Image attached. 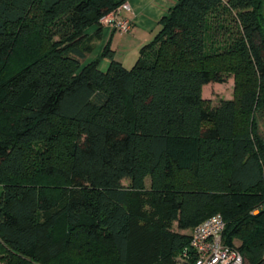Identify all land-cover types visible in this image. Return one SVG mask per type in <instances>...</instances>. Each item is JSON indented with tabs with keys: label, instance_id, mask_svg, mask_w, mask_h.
I'll list each match as a JSON object with an SVG mask.
<instances>
[{
	"label": "trees",
	"instance_id": "1",
	"mask_svg": "<svg viewBox=\"0 0 264 264\" xmlns=\"http://www.w3.org/2000/svg\"><path fill=\"white\" fill-rule=\"evenodd\" d=\"M124 1L0 0V264H193L217 214L264 264V0H178L130 69L85 63Z\"/></svg>",
	"mask_w": 264,
	"mask_h": 264
},
{
	"label": "crops",
	"instance_id": "2",
	"mask_svg": "<svg viewBox=\"0 0 264 264\" xmlns=\"http://www.w3.org/2000/svg\"><path fill=\"white\" fill-rule=\"evenodd\" d=\"M131 11L123 12L119 18L129 19L132 30L129 33H120L110 27H102L99 35L92 27L87 34L93 38L94 50L87 56L85 63L96 59L105 48L113 53V60L127 68L134 64L139 51L149 43L160 28V20L176 4L178 0H127ZM111 64L108 57H102L98 69L106 72ZM191 230H188L189 233Z\"/></svg>",
	"mask_w": 264,
	"mask_h": 264
},
{
	"label": "built area",
	"instance_id": "3",
	"mask_svg": "<svg viewBox=\"0 0 264 264\" xmlns=\"http://www.w3.org/2000/svg\"><path fill=\"white\" fill-rule=\"evenodd\" d=\"M130 11L129 2L126 0L102 17L99 21L100 26L113 28L120 33H129L132 30L131 21L119 16ZM224 230L225 221L219 214L203 220L191 229L189 246L181 252L180 258L184 261L189 260L191 251L193 264H243V257L239 251L224 242Z\"/></svg>",
	"mask_w": 264,
	"mask_h": 264
},
{
	"label": "rangeland",
	"instance_id": "4",
	"mask_svg": "<svg viewBox=\"0 0 264 264\" xmlns=\"http://www.w3.org/2000/svg\"><path fill=\"white\" fill-rule=\"evenodd\" d=\"M133 64L129 65L127 69H130ZM233 92V79L230 77L225 83H210L202 88V97L206 100L209 105L215 106L222 99H230L232 97ZM146 186H149V178L145 180ZM122 184L124 186L128 185L127 180H123ZM0 195H1V187H0ZM145 209L150 211L149 206H145ZM190 235V232L188 233ZM237 245L238 243L235 242ZM183 263V261L181 260Z\"/></svg>",
	"mask_w": 264,
	"mask_h": 264
},
{
	"label": "water",
	"instance_id": "5",
	"mask_svg": "<svg viewBox=\"0 0 264 264\" xmlns=\"http://www.w3.org/2000/svg\"><path fill=\"white\" fill-rule=\"evenodd\" d=\"M256 213V212H255Z\"/></svg>",
	"mask_w": 264,
	"mask_h": 264
}]
</instances>
